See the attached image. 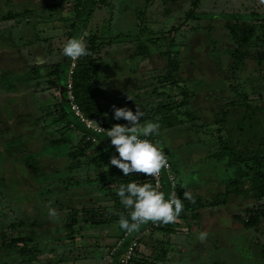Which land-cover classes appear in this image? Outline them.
I'll use <instances>...</instances> for the list:
<instances>
[{
  "label": "rangeland",
  "instance_id": "rangeland-1",
  "mask_svg": "<svg viewBox=\"0 0 264 264\" xmlns=\"http://www.w3.org/2000/svg\"><path fill=\"white\" fill-rule=\"evenodd\" d=\"M191 4V0H170L168 4L151 0L142 20L139 12L146 7V0H93L80 31L71 28L55 35V28H70L78 20L73 12L75 0H0V264H112L116 253L120 254L115 264H122L126 248L135 242L138 245L128 252V264H264V231L247 229L233 217L240 202L252 204L250 198L237 192H231L227 203L216 205L215 211L200 210V214H191L189 221L176 218V234L161 231V226H168L158 221L139 224L116 253L111 251L124 234L119 218L111 225H93L82 215L69 227L73 212H87L85 208L92 213L119 210L112 198L117 182L102 179L91 162L100 142L77 127L86 124L87 118L82 110L77 114L72 109L71 76L81 58L65 57L61 49L77 33L84 42L89 36H98L97 42L103 43L96 62L97 73L102 75L95 82L97 88L108 89L110 82L116 88L123 78L135 81L134 93L126 90L100 99L103 114L95 117V131L106 133L114 124H127L113 119V106L133 111L138 107L143 112L171 103L174 112H179L180 125L159 130L150 140L161 149L170 148L168 154L174 160V154L179 155L183 162L175 170L172 166L166 170L173 193L184 184L180 187L192 197L201 196L203 203H210L217 194L226 192L221 175L231 177L235 172L228 167L231 155L223 149L231 145L232 138L226 127L219 132L218 124H205L213 122L225 104L242 103L238 111L250 104L263 120L260 131L264 132V0H198L196 6ZM191 9L193 19L184 23ZM237 20L255 27L253 38L240 50L241 60L229 52L238 45L224 29L226 21L233 24ZM142 21H150L146 22L150 30L145 33ZM182 23L185 25L174 34V42L182 50L179 63L184 70L179 90L171 84L147 83L146 78L161 73L154 38L169 43L171 24ZM202 38L207 39L203 48ZM138 44L146 46L145 58L128 72L110 75L136 60ZM64 58L71 62L63 75L68 83L65 97L63 84L55 81L62 76L56 70ZM188 91V103L176 108L182 102L180 94ZM33 96L40 109L35 108ZM176 100L177 104H172ZM63 104L74 112L71 119L64 117ZM188 110L194 113V121L187 117ZM238 111L233 109L228 121L238 118ZM155 114L145 112L141 123L159 120ZM36 116L38 120L33 122L31 118ZM149 180L154 182L151 176ZM162 193L166 198V191ZM48 207L56 210V217L48 216ZM197 222L203 223L197 231L206 233L203 240L190 228V223ZM15 239L23 240L16 247L34 245L31 251L41 254L33 261L30 255L19 256L8 246Z\"/></svg>",
  "mask_w": 264,
  "mask_h": 264
},
{
  "label": "trees",
  "instance_id": "trees-1",
  "mask_svg": "<svg viewBox=\"0 0 264 264\" xmlns=\"http://www.w3.org/2000/svg\"><path fill=\"white\" fill-rule=\"evenodd\" d=\"M165 1L168 4L170 0ZM92 2L93 0H75V10L73 12L78 18V20L76 21L75 25L70 28H55V35L68 33L70 32L71 28L80 31L85 26V20L90 13L89 10L91 8ZM150 2L151 0H146V7L139 12L142 20L144 19L143 17H146L147 11H145V9L147 10L149 8ZM191 2V5L196 6L198 0H191ZM194 13L195 12L193 9L189 10L184 23H187L189 20L193 19ZM146 22L148 21H142L140 25L142 27L141 29L143 33L147 32V30H150L146 28ZM148 23H150V21ZM226 23L227 25L224 27V29L227 33L230 34V37L232 39H235V45H238L237 48H234L233 50L230 49L229 52H232L233 58L238 57L241 60L243 59V52H240V50L253 38L255 33V27L252 24L246 25L241 20H237L233 24L230 21H226ZM183 25L185 24H171V33L168 36V39L170 41L169 43L164 42V38H154V41L160 47V59L162 61V64L159 65L157 68L160 67L159 69H161V73L158 74L157 77L146 78L145 80H148L147 82H157L156 84H161L163 86H165V84H171V87H173L177 91L179 90V84L184 81L183 77L181 76V73L184 70H182L183 67L179 63L180 57L182 55V50L179 48V44H175L174 34L175 30H178L179 27H183ZM196 30L199 31V28ZM154 33L160 34V32ZM79 34L80 33L75 34L73 38L77 37V35ZM98 39V36H89L88 38H85L87 55L80 57L81 59L79 60V62H77L76 66L74 67L71 76L74 101L78 104L80 110L83 111L86 117H94L103 114V111L100 107V99L105 96L103 92L108 90H101L95 86V82L101 79L102 77L101 74L97 73L96 69V62L100 57L98 55L103 46L102 42H97ZM206 40L207 39L204 38L201 39L202 48L204 47ZM136 49L137 55L135 56H141L140 59H144V56L147 55L145 46L143 44H138L136 46ZM178 50H180L179 54ZM173 52L175 53V56L173 55ZM177 55H179V58H177ZM192 56L194 57L195 53L192 54ZM70 67L71 62L64 58L62 62L58 65V71L56 70V72H58L60 75L62 74V76H60L55 81H60V83L63 84L64 97L68 93V83L67 79H65L63 75ZM235 67L236 65L234 66V68ZM233 72L234 71L232 70V73ZM55 81H53V83H55ZM189 94H191V92L189 91L187 93L180 94V96L182 97V102H178L179 100H176V102H173L172 104H177L178 102L176 108L185 105L186 103H188V99L190 98ZM241 105L242 103L235 101L227 103L224 105V108L221 107L219 113L217 114L213 122H205V124H218L220 126L219 128H217L219 132L222 130L223 127H226L227 132L232 138L231 145L229 147L224 146L225 148L223 149V153H229L231 155V160L228 162V167H232L233 172H235V175L231 176L232 178L229 176L228 173L221 175L224 177V184H227L226 192L224 194H217L216 198H213L210 203L208 201L203 203L201 196L193 197L191 201L184 199L182 195L184 191L183 188H181L180 186L177 187L176 196L181 199V202L183 204V210L177 218L188 221L191 214L193 213H199L200 210L204 211L205 209L209 207H215L216 205H225L227 203L228 195L231 192H237L242 194L246 198H250L252 200V204L245 205L243 202H240L239 205L237 204L240 207L239 213L234 215L238 217L239 221H242V224L247 229H254L256 232L264 231L262 229V225L264 224V132L260 131L261 122L263 120L256 116V109L251 107L250 104L245 105L247 107L246 110L238 111V108L242 107ZM233 109L238 111V118L228 121V118L232 117ZM150 111L155 112V115L160 117L159 120H157L160 125L159 130L163 131L167 128H175L182 123L181 120H179V112H174L171 107V103L168 105L152 108ZM150 111L146 110L143 111V113ZM261 111L263 112L264 109H261ZM62 113L64 117L66 116L70 119L73 116L72 112L66 107V104H63ZM186 115L187 117H190L193 121L196 119L194 113L190 112L189 110L186 112ZM154 117L155 116H153V118ZM75 119L76 118L74 117V120ZM228 125L230 126V128L227 127ZM77 127L79 129H82L85 133H87V135H95L97 137L96 142H100L96 146V150L98 151V153L92 158L91 162L95 164V167L98 170V173L102 179H105L108 182H110L111 180H115L118 184V187L120 186V184H126L129 181H134L140 184L149 183L155 186L154 183L150 182V176H146L143 173H130L128 176H124L120 169L108 164L110 157L112 155H118V153L114 151V146L111 145L110 138L106 137V133L98 132L93 129L86 130L83 124H77ZM196 130L198 131L199 129ZM168 137L173 136L169 134ZM159 138H161V136H159ZM148 139L153 140L154 138L153 136H150L148 137ZM87 143L88 146H92L93 144L92 142ZM218 143L222 144L223 139L219 138ZM168 149L170 148L164 147L162 151L164 154L168 155L171 166L175 170L176 167L182 164L183 162L179 160V155L176 154H174L176 158L174 160L172 158L173 155L171 156L168 154ZM206 152H209V148L208 150H206ZM213 167L214 169L216 168L215 166ZM161 169L164 170L165 168ZM167 180L168 179L166 175H164V190L167 194L165 199H167L171 194L170 184L167 182ZM246 182L249 183L248 188H245ZM112 198L115 200V208L119 209L117 210V212L114 213L111 211H105L100 213H92L88 208H85L87 209V212L82 210L79 213L73 212L71 214V222L69 224V227H74V225L78 223L79 217L82 215L86 217V223H92L93 225H111L112 223H114L115 219L120 218L121 215L126 217L130 209H125L124 206L120 203L119 198L116 195V191L112 194ZM175 224L176 222L169 223L166 224L168 227L165 228V225H163L159 229L161 231H167L169 233L175 232L176 230H173ZM121 230L124 232L126 231L123 229ZM20 241L23 240H12L8 246L10 248L16 249L19 253V256L21 257L30 255V261H33L34 259H37L39 257L41 251H35V249L31 251V248H35L34 245L28 246L23 244L22 246L16 247V245H18V242ZM119 254L120 253L114 255L112 264H115V261L118 260Z\"/></svg>",
  "mask_w": 264,
  "mask_h": 264
},
{
  "label": "clouds",
  "instance_id": "clouds-1",
  "mask_svg": "<svg viewBox=\"0 0 264 264\" xmlns=\"http://www.w3.org/2000/svg\"><path fill=\"white\" fill-rule=\"evenodd\" d=\"M65 57L76 59L87 55L85 42L78 37L68 39L62 49ZM144 113L137 107L135 111L126 107L113 106V119H123L127 124H114L107 128L106 137L110 138L111 145L118 155H112L108 164L115 166L124 176L130 173H143L146 176H156L161 168H167V160L162 149L151 142L148 137L156 136L159 132L158 121H144ZM171 179V178H170ZM185 187L184 184L180 185ZM159 185L137 183L129 181L120 184L116 195L125 209H130L125 217L121 215L118 220L119 228L133 232L139 224L147 221L169 224L175 222L183 210L181 199L170 194L165 199L164 194L158 190ZM183 197L191 201L192 194L184 190ZM49 217H56L57 212L48 207ZM206 233L200 232L198 239L203 240Z\"/></svg>",
  "mask_w": 264,
  "mask_h": 264
},
{
  "label": "crops",
  "instance_id": "crops-1",
  "mask_svg": "<svg viewBox=\"0 0 264 264\" xmlns=\"http://www.w3.org/2000/svg\"><path fill=\"white\" fill-rule=\"evenodd\" d=\"M149 34H151V33H149ZM157 46H158V44L156 43V42H154ZM144 45V44H143ZM145 46V45H144ZM145 48H146V46H145ZM147 50V49H146ZM158 53H159V55H158ZM156 56L159 58V59H157L156 58V60H157V64H162V61H161V59H160V57H161V55H160V47L158 46V48H157V51H156ZM140 57L141 56H139V57H136V60L135 61H133V63L132 64H124V63H122V64H124V66H122L121 65V68H119V70H115V72L113 73V74H110V75H117V74H122V73H125V72H128V71H130V69L133 67V66H136V65H138V62L140 61ZM135 58V57H134ZM143 60V59H142ZM160 68V67H159ZM158 68V69H159ZM114 69H115V67H114ZM106 76H108V75H106ZM149 78V77H148ZM150 78H152V77H150ZM135 79H137V80H140L138 77H136ZM144 81H146V80H144ZM148 81V80H147ZM146 81V82H147ZM15 84L17 85V83L19 82V79H16L15 81ZM135 81H129L128 79H126V78H123V79H119V82H118V86L115 88V87H113V83L114 82H110V83H107V85H108V90L107 91H105L107 94L105 95V97H109V96H111V95H113V96H115V95H118V94H120V93H123L124 91H126V90H128V91H131V92H133V91H135V87H134V83ZM147 83H149V82H147ZM147 83H145V86H147L148 84ZM19 84H21V83H19ZM109 84H112V85H109ZM106 90V89H105ZM114 90H117V92L115 93V94H113L114 93ZM19 92H20V89H18L17 90V96H19ZM134 93V92H133ZM112 96V97H113ZM137 98V97H136ZM33 104H34V106H35V108L36 109H40V107L38 106H36L37 104H36V102H35V97L33 96ZM24 113H26V112H24ZM29 113H35L34 111H29ZM38 117L39 116H36V117H32L31 118V120L33 121V122H36L37 120H38ZM22 154V153H21ZM216 207V206H215ZM207 209H209V210H213L214 209V207H209V208H207ZM216 209H218V208H216ZM206 210V209H205ZM213 211H215V210H213ZM211 213H213V212H211ZM237 213H239V211L238 212H236L235 214H237ZM235 215H233V217H234ZM178 221H180V220H178ZM189 221V220H188ZM182 222V221H181ZM184 222V221H183ZM241 222V225H243L242 224V221H240ZM201 225H203V223H190V228H191V230H192V232L194 233V234H198L197 233V231L198 230H202L201 229ZM172 234H176L177 233V231H175V232H171ZM190 234V233H189ZM190 236V235H189ZM189 236H188V238H189ZM142 248H145L144 247V245L142 246ZM191 251H195V250H191ZM197 253V255H199V252H196ZM187 257H188V255H187ZM190 257V256H189ZM197 260V259H196Z\"/></svg>",
  "mask_w": 264,
  "mask_h": 264
},
{
  "label": "built area",
  "instance_id": "built-area-1",
  "mask_svg": "<svg viewBox=\"0 0 264 264\" xmlns=\"http://www.w3.org/2000/svg\"><path fill=\"white\" fill-rule=\"evenodd\" d=\"M71 94H72V91H71ZM72 96H73V94H72ZM73 101H74V96H73ZM72 109H73L74 112H76L77 114H79L80 108L74 102L72 103ZM86 121H87V123H86L87 125L85 123H83V125L86 126L89 129H93L94 130V128H92V127H94L93 123L98 121L97 118H95V117L94 118H87ZM102 125H103V122H102ZM100 132H102V131H100ZM166 160H167L168 167L165 168L164 170L161 169L160 172L156 176H154V177L151 176L154 179V182H153L154 185H157L158 184L159 185V189L158 190L161 191V192H163V190L165 188L164 187V181H163L164 175H166L167 179H169L168 178V175L166 173V170H168V168H170V166H171V163H170V160H169L168 156H166ZM161 179H162V183H161ZM167 182H168V180H167ZM172 186H173V184H170L171 194H175L176 195V193H173ZM175 192H177V189L175 190ZM131 234H132V232L125 231L124 234H123V236L121 237V239L118 241L116 247L113 248V252L111 251V253H116L118 251L119 247L122 246L128 240V238L131 236ZM136 244L137 243L135 242L134 245H136ZM134 245H129L126 248V250H125V252L123 254L124 258H122V264H128V261L130 259L129 256H128V252L129 251H132V252L134 251Z\"/></svg>",
  "mask_w": 264,
  "mask_h": 264
},
{
  "label": "bare ground",
  "instance_id": "bare-ground-1",
  "mask_svg": "<svg viewBox=\"0 0 264 264\" xmlns=\"http://www.w3.org/2000/svg\"><path fill=\"white\" fill-rule=\"evenodd\" d=\"M74 103H76L75 101H74ZM77 104V103H76ZM78 105V104H77ZM73 114H74V112L73 111H71ZM84 114V113H83ZM85 116V115H84ZM76 118L78 117V116H75ZM94 117H97V116H94ZM94 117H86L85 116V118H94ZM132 235V234H131Z\"/></svg>",
  "mask_w": 264,
  "mask_h": 264
}]
</instances>
